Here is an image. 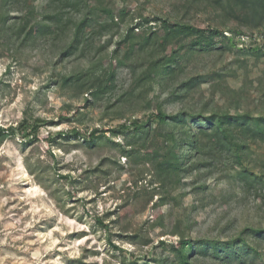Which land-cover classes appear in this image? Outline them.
Segmentation results:
<instances>
[{
	"label": "rangeland",
	"instance_id": "obj_1",
	"mask_svg": "<svg viewBox=\"0 0 264 264\" xmlns=\"http://www.w3.org/2000/svg\"><path fill=\"white\" fill-rule=\"evenodd\" d=\"M189 1L89 0L110 10L113 19L108 16V29L89 27L94 31L87 44L65 56L66 39L35 36L20 43L0 34V128L38 125V136L53 140L49 149L21 135L9 134L0 143V264H169L178 233L192 241L243 237L262 253L258 264H264V140L240 134V163L217 149L191 153L184 158L188 171L174 183L162 184L156 170L172 149L173 129L148 120L157 103L168 115L264 116V54L248 51L264 52V22L258 28L225 22L219 11ZM47 3L32 0L39 12ZM65 11V17L75 15ZM145 17L215 27L233 46L186 48L185 70L175 86L192 77L200 84L181 90L179 100L168 101L170 91L160 93L156 83H136L154 48L118 65L104 93L86 90L89 77L107 70L113 57L122 58L117 44L129 28L133 41L155 29L156 22L146 24ZM80 73L83 88L68 80ZM134 119L148 120L147 134L97 132L89 143L73 132L88 136ZM191 129L198 131L195 122ZM245 170L248 182L240 176ZM191 263L220 264L211 256Z\"/></svg>",
	"mask_w": 264,
	"mask_h": 264
},
{
	"label": "trees",
	"instance_id": "obj_2",
	"mask_svg": "<svg viewBox=\"0 0 264 264\" xmlns=\"http://www.w3.org/2000/svg\"><path fill=\"white\" fill-rule=\"evenodd\" d=\"M190 3L202 4L205 8L219 11L221 18L225 22H234L249 28H258L264 22V0H190ZM46 11L39 12L32 5V0H0V34L20 43L26 42L35 36L42 38L66 39L63 45L62 56L72 54L79 50L81 45L87 44L88 34L97 27L108 29V16L113 19V13L102 7L100 4H91L89 0H48ZM75 12L74 16L65 17V10ZM11 12L16 15L10 16ZM105 13V15H104ZM76 16V17H75ZM144 23L149 24L155 21V29L149 33L143 32L135 41L133 28H129L123 39L117 46L124 50L122 58L113 57L107 63L108 69L102 74L89 77L92 80L90 90L94 88L95 93L106 91L116 78L118 65L127 64L132 59L134 53L140 55L148 48H154V55L148 58L145 72L136 80L140 84L148 82L157 84L160 93L170 91L167 100H179L182 96L180 92L186 93L200 84L194 77L183 81L179 87L175 86L181 74L184 73L183 63L184 52L190 51H210L215 49H229L233 46L231 37H227L223 30L215 27L200 28L189 23H181L170 18L145 17ZM91 29V32L89 31ZM242 34V33H240ZM85 48V47H84ZM162 52V58L156 56V51ZM254 55H262L261 51L255 48H248ZM132 54V55H131ZM116 60V62H112ZM85 76L74 74L69 77V81L85 87L87 83ZM67 82V78L64 82ZM175 86V87H174ZM174 87V88H173ZM173 88V90H172ZM179 91V93H177ZM150 102H148L149 104ZM156 110L149 116L148 120H155L158 123H168L173 129L169 133L172 149L163 161L157 164L158 176L162 184L174 183L179 174L187 172V161L191 153L200 155L205 150L221 152L225 151L236 162H241V151L245 148L239 135L253 139L264 140V116H251L247 113H210L208 115H193L188 112L168 115L161 109V103H157ZM146 122L132 120L129 124L122 123L116 128L97 130L94 129L88 136L74 129L76 136L84 141L93 142L96 140L97 132H112L113 135H128L132 133H148ZM196 123L198 131L191 129V123ZM204 125V126H203ZM38 125L27 126L21 123L17 127L9 129L0 128V143L10 135H21L22 140L33 142L39 140L43 142L47 149L53 141L48 135L38 136ZM174 127L180 128L174 130ZM199 135L205 138L202 144ZM127 153V151H124ZM209 152V151H206ZM205 154V153H204ZM184 160V161H183ZM191 169V167H190ZM240 176L246 182L249 181V172L244 171ZM261 231H254L257 236ZM179 237L175 243L171 244L173 252L172 261L169 264H192L191 259L197 257H213L219 260L220 264H258L261 252L251 247L243 237L236 238L230 242H218L209 240L192 241L178 233ZM160 245H166L165 241H160ZM131 264H137L133 261Z\"/></svg>",
	"mask_w": 264,
	"mask_h": 264
}]
</instances>
